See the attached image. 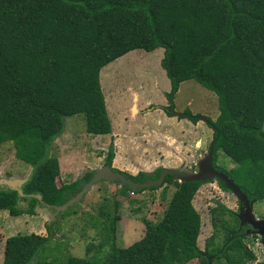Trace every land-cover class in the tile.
I'll list each match as a JSON object with an SVG mask.
<instances>
[{
    "label": "trees",
    "instance_id": "16d2710c",
    "mask_svg": "<svg viewBox=\"0 0 264 264\" xmlns=\"http://www.w3.org/2000/svg\"><path fill=\"white\" fill-rule=\"evenodd\" d=\"M156 49L163 50L161 67L170 83L168 109L184 82L196 81L214 93L219 114L207 120L213 129V168L253 205L264 201V0H0V146L11 143L15 159L31 169L24 195L61 206L81 190L92 174L56 184L59 163L50 149L64 133V119L81 115L88 135H110L100 71L132 51ZM218 152L232 168L218 166ZM113 159L110 145L105 165L111 167ZM163 171L120 173L144 183ZM202 185L166 176L162 197L168 187L174 191L163 217L156 224L145 222L143 237L127 248L115 247L120 203L100 208L95 227L103 235L100 246H111L107 264H264L246 245L250 227H240L238 212L221 205L209 210L212 235L205 252L200 250L201 218L193 200ZM121 188L126 198L131 190ZM37 206L34 198L0 189V212L13 218L34 215ZM73 209L69 206L62 218ZM45 231L46 236L8 238L2 264H92L69 253L61 261L38 259L55 236L53 225Z\"/></svg>",
    "mask_w": 264,
    "mask_h": 264
},
{
    "label": "rangeland",
    "instance_id": "374dc122",
    "mask_svg": "<svg viewBox=\"0 0 264 264\" xmlns=\"http://www.w3.org/2000/svg\"><path fill=\"white\" fill-rule=\"evenodd\" d=\"M162 59V49L152 52L136 50L100 71V86L111 126L123 135L124 146L130 145L128 139L132 141V147L129 148L130 158L127 161L131 163L129 170H132L130 171L133 173V175L130 173L132 176H136L141 166L139 158L153 164L162 159L163 154L164 159H169V162L174 160L173 151L170 153L168 150L158 148L157 144L166 139L164 134L179 140V145L176 142L174 144L175 150L180 152L181 156L179 167L163 170L187 174L199 173V163L206 159L208 146L213 140V129L208 125L207 120L214 121L219 114L216 95L196 81H187L180 85L173 109H168L165 92L169 90V80L161 67ZM133 93L138 96L136 99L140 111L137 114L130 110L134 99ZM184 110H189L188 114H183ZM169 111L176 113L179 119H183L179 123L182 129L176 125V118L166 115ZM183 116L189 119L199 118V122L193 125ZM64 124V133L52 143L50 149V155L57 158L59 163L60 175L56 180L57 186L82 179L85 173L88 174V170L106 167L105 158L110 145H113L114 159L121 156L116 153L118 150L115 148L113 135L94 137L85 132L83 116L66 118ZM189 133L193 136L187 137ZM165 142L168 143V140ZM14 154L11 143L0 146V180H8L12 184L23 182L30 172V168L16 160ZM217 164L225 170L232 168L229 159L220 152H218ZM109 168L112 171L117 170L113 162ZM156 170L158 169L149 175H154ZM107 180L101 178L79 203L72 205L74 214L70 212L62 218L64 211L52 218V222L40 212L34 215L24 214L17 218L9 216L7 212H0V264L3 263L4 245L8 238L18 234L40 235L39 231L43 226L49 227L48 223L53 225L55 236L52 240L49 239L39 253L38 259L61 261L62 255L69 253L80 260H89L92 264H107L111 246H100L99 238L103 235L100 229L95 227L98 225L97 221L95 222L98 210L107 205L111 207L114 201L120 203L121 220L116 228L115 247L127 248L143 237L145 222L156 224L161 220L174 191L173 187H168V192L163 198L161 193L164 186L155 191L145 190L139 194L131 191L124 198L121 197V193L124 192L119 182L111 183ZM218 205L233 213L239 210L237 200L230 192L220 189L215 180L207 181L200 187L193 200V206L201 218L198 247L203 252L206 241L212 235L209 210L218 208ZM21 207L24 209L26 205ZM253 215L256 221L264 220V201L253 205ZM224 218L229 217L226 215ZM42 234L46 235V233ZM245 241L248 249L255 255L256 262H264V241L260 237L255 238L250 235ZM216 242L220 243L218 240ZM91 246L95 247L91 248ZM114 264L118 262L115 261ZM189 264H199V261L194 260Z\"/></svg>",
    "mask_w": 264,
    "mask_h": 264
},
{
    "label": "water",
    "instance_id": "95a60500",
    "mask_svg": "<svg viewBox=\"0 0 264 264\" xmlns=\"http://www.w3.org/2000/svg\"><path fill=\"white\" fill-rule=\"evenodd\" d=\"M202 117H200L201 119ZM199 173L187 174L186 172H173L171 170L163 171L157 180H148L144 183H134L120 173L113 172L109 167L96 168L93 171L88 170L87 173L92 174L90 180L82 185L81 190L69 201L61 206H50L44 203L40 195H24L22 192V186L27 182L30 177L31 169L22 182L11 183L8 180H0V189H6L10 191H16L19 198L29 199L34 198L39 202V206L35 208V213H41L46 215L52 222V218L57 217L59 214L67 210L69 206L79 203L83 196L88 192L89 189L93 188L95 184L100 182L101 178L108 179L109 182H119L120 186H127L131 191L135 192L138 190L147 189L151 186L160 187L166 176H171L174 181L179 183H190V182H201L206 183L207 181L219 180L223 182L228 192L235 196L238 200L239 210L237 218L240 223V227L249 226L251 229L246 232L247 235L256 234L261 237L264 241V220L256 221L253 215V204L248 201L246 196L241 190L234 185L233 181L228 178L227 175L217 172L212 165V148L210 147L206 159L199 163ZM86 174V173H85ZM51 224V223H50ZM48 223V226H50Z\"/></svg>",
    "mask_w": 264,
    "mask_h": 264
},
{
    "label": "crops",
    "instance_id": "0c3cea01",
    "mask_svg": "<svg viewBox=\"0 0 264 264\" xmlns=\"http://www.w3.org/2000/svg\"><path fill=\"white\" fill-rule=\"evenodd\" d=\"M169 90H170V83H169ZM169 90H168V92H169ZM168 92H165V94H167ZM133 95H134V99H133V103H132L130 110H131V112H133V113L136 112V114H137L140 111L139 110L140 107L138 105V99H136V98H138V96L136 95V93H133ZM176 120H177V118H176ZM179 123H180V120L179 121L177 120L176 125L181 127V125ZM181 129H182V127H181ZM181 134L185 135V133H182V132H181ZM110 135L114 136L115 148L118 150L116 153L121 154V156L123 155V158H121V156H117L115 159H113L114 167L121 172H124L127 174L129 173V175H131L130 173H132V172H130V171H132V170H129L130 169L129 165H131V163H129V162L127 163L128 159L130 158V152H131V149H129V148L132 147L131 139H128V143L130 145L124 146V142H123L124 137H123V135L119 134L118 129L114 130L112 128V133ZM110 135H104V136L109 137ZM164 135L166 136V139L163 142L168 140V143L165 142L163 145V142L162 143L160 142V144H157L158 148H160L161 150H168L170 153H171V151H173L172 156H173L174 160H170V162H169V159H164L163 154L161 156L162 159L155 161L153 164L150 161H146L145 159L142 160L139 158L138 160H139L141 166L139 168V171L136 172V175L140 172L149 175V173H152L155 169H174V168L179 167V165H180L179 158L181 155H180V152H177L175 150L176 145L174 144L176 142L179 145V140H177V138H175V137H172V136H169L166 134H164ZM189 136L192 137L193 135L189 133V134H187V137H189ZM94 137H97V136H94ZM98 137H100V136H98ZM162 148H165V149H162ZM126 164H127V166H126ZM132 175H133V173H132ZM39 232H40L39 234L42 236H43L42 233H46L44 226H43V229L40 230Z\"/></svg>",
    "mask_w": 264,
    "mask_h": 264
},
{
    "label": "flooded vegetation",
    "instance_id": "af4514ba",
    "mask_svg": "<svg viewBox=\"0 0 264 264\" xmlns=\"http://www.w3.org/2000/svg\"><path fill=\"white\" fill-rule=\"evenodd\" d=\"M173 107H174V105H173ZM173 109V108H172ZM168 110V109H167ZM187 111H189V110H184L183 111V114L185 113V114H188L187 113ZM167 114H168V112H166ZM171 113V117H174V118H177V120H183L182 118L181 119H179V116H176V113H173V112H171V111H169V114ZM166 114V115H167ZM184 117V116H183ZM184 119H188L189 120V118L187 117V116H185L184 117ZM190 121V120H189ZM191 122V121H190ZM199 122V118L197 119V121L195 122V123H192L193 125H196L197 123ZM213 139V138H212ZM212 142V141H211ZM210 147H211V143L209 144V146H208V149H207V152L209 151V149H210ZM120 187H122V186H120Z\"/></svg>",
    "mask_w": 264,
    "mask_h": 264
},
{
    "label": "clouds",
    "instance_id": "9594fccd",
    "mask_svg": "<svg viewBox=\"0 0 264 264\" xmlns=\"http://www.w3.org/2000/svg\"><path fill=\"white\" fill-rule=\"evenodd\" d=\"M76 181V180H75ZM84 185V184H83ZM84 197V196H83Z\"/></svg>",
    "mask_w": 264,
    "mask_h": 264
}]
</instances>
